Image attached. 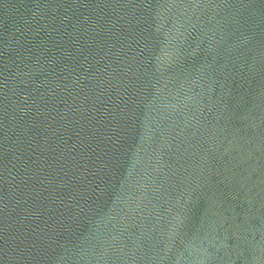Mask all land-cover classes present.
<instances>
[{
  "label": "water",
  "instance_id": "water-1",
  "mask_svg": "<svg viewBox=\"0 0 264 264\" xmlns=\"http://www.w3.org/2000/svg\"><path fill=\"white\" fill-rule=\"evenodd\" d=\"M0 264H264V0H0Z\"/></svg>",
  "mask_w": 264,
  "mask_h": 264
}]
</instances>
